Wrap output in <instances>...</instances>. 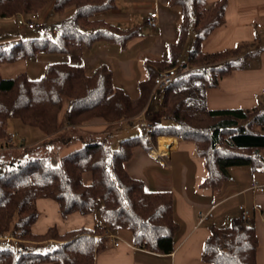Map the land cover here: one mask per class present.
Segmentation results:
<instances>
[{
	"label": "trees",
	"instance_id": "16d2710c",
	"mask_svg": "<svg viewBox=\"0 0 264 264\" xmlns=\"http://www.w3.org/2000/svg\"><path fill=\"white\" fill-rule=\"evenodd\" d=\"M116 2L0 0V19L20 11L39 14L50 4L53 14L60 18L54 26L56 40L21 39L0 46V65L41 55L62 58L48 63L39 78H31L27 73L5 78L0 73V139L8 137L11 119L46 135L98 120L110 125L123 121L130 125L142 123L141 135L122 140L116 149L109 146L106 135L102 141L89 140L82 148L69 152L58 166L44 158L0 165L6 168L0 176V240L14 238L24 251L18 256L17 250H0V263L95 264L97 256L110 247L106 232L120 230L132 234L136 247L161 255L172 254L179 229L173 195L151 192L142 180L126 170L135 150L150 153L157 148L159 137L192 141L208 172L203 186L214 191L230 179V168L249 166L253 171L264 170V103L252 109L210 110L206 106L207 91L217 88L223 77L237 70L238 60L256 43H240L215 53L202 51L203 42L225 24L227 0L213 5L207 0H169V7L181 13L178 37L169 45L166 60L146 64L148 76L138 83L135 100L115 86L114 72L109 66L101 65L87 73L83 66L65 60L74 47L91 48L98 42L124 47L137 35L136 30L122 31L99 17L115 9ZM191 35L194 40L188 48ZM170 69H176L177 77L161 89L160 117H151L153 124L149 123L153 128L147 133L142 113L157 99L160 89H155L156 77ZM153 111L154 108L149 110ZM40 199L56 202L63 218L99 213L102 223L64 234L54 226L43 234H35ZM31 242L50 243L52 250L37 252L26 245ZM259 248L255 227L234 219L230 226L211 228L202 260L210 264H258Z\"/></svg>",
	"mask_w": 264,
	"mask_h": 264
},
{
	"label": "crops",
	"instance_id": "0c3cea01",
	"mask_svg": "<svg viewBox=\"0 0 264 264\" xmlns=\"http://www.w3.org/2000/svg\"><path fill=\"white\" fill-rule=\"evenodd\" d=\"M218 1L207 0L212 5ZM116 3L115 9L104 12L99 17L122 31L136 30L137 35L124 47L106 42H98L91 48L74 47L65 60L83 66L87 73H93L101 65L109 66L113 72L114 68L118 67L123 77L129 80L136 76L135 70L139 69L145 80L148 76L147 63L167 59L165 46L168 44L169 47L178 37L180 10L169 7V0H117ZM153 12L159 15L156 28H151L145 23L146 18ZM225 18V24L214 30L203 42L204 53H215L240 43L254 41L259 42L262 49L245 57L250 60L247 67L226 75L217 88L207 91L206 106L210 110L252 109L264 103V35L255 27L256 23L264 25V0H227ZM1 30L6 32L13 29ZM17 40L18 36L0 39V46ZM145 41L150 45L147 46ZM243 57L244 55L241 59ZM27 61L32 71L40 68L38 61ZM153 100L146 110L149 121L151 113L154 112V117L160 109L158 99ZM151 108H154V111L150 113ZM161 138L158 148L151 150L153 153L136 149L133 158L126 164V170L132 177L142 180L151 192H169L173 195L174 216L179 224L174 252L170 255L150 252L136 247L132 237L129 243L119 240L118 247L111 242L110 247L97 256L95 264H210L202 260V252L211 228L230 226L234 219H239L241 205L246 206L250 212L248 224L255 227L260 242L258 264H264V193L251 189L253 182L264 186V170L253 171L249 166L230 168V179L220 190L214 191L203 186L208 172L205 160L195 152L194 143L168 136V149L161 152ZM262 155L264 156V150ZM200 212H212L213 218L202 221ZM84 218L77 222L79 226L70 230L56 227L60 234H64L75 229L93 228L102 223L93 214L85 215ZM33 232L45 233H37L34 230ZM37 247L39 249L43 246Z\"/></svg>",
	"mask_w": 264,
	"mask_h": 264
},
{
	"label": "rangeland",
	"instance_id": "374dc122",
	"mask_svg": "<svg viewBox=\"0 0 264 264\" xmlns=\"http://www.w3.org/2000/svg\"><path fill=\"white\" fill-rule=\"evenodd\" d=\"M17 7V4H15ZM14 7V8H16ZM53 5L50 4L49 7L44 9L42 12L28 15L25 12L20 11V13L11 16L10 18L0 19V39L6 40L7 38L18 36V40L21 39H33V38H51L53 40L57 39V30L54 27L59 23L60 18L53 14ZM178 13V10H176ZM14 13V12H13ZM11 14V11L10 13ZM37 15L38 21L45 23V29H30L28 23L31 16ZM28 24V25H27ZM48 27V28H47ZM13 29L12 31L3 32L1 29ZM6 36H3V34ZM8 35V36H7ZM194 40V35L190 37V43L188 48L191 47ZM16 41V42H17ZM147 46L150 45L148 41H145ZM173 40L171 43H174ZM168 45V44H167ZM165 46V57H168V46ZM249 48V47H247ZM262 49V46L259 42L255 43L253 49L244 55V57L236 63L235 67L237 70L245 68L249 65L250 60L245 58L248 54H253L255 51ZM36 59V60H35ZM33 59L40 63V70L35 69V72L32 71L28 62L29 61H20L16 63H9L0 65V73L5 78H14L22 73H27L31 78H39L42 76L43 68L49 63L61 60L59 56H50L42 55L39 58ZM115 72V84L116 86L123 87L126 92L131 96L133 100L138 97V83L143 81L145 78L143 73L137 69L135 70L136 76L131 80L123 77V74L119 72V68H114ZM164 72V71H162ZM160 74V73H159ZM159 76V75H158ZM160 89L156 94L158 102L160 105L162 103V92L161 88L156 87L155 89ZM154 100H152L153 102ZM161 109V108H160ZM159 114L152 116L154 120H158L160 117ZM143 124L149 123L148 116L146 112L142 113ZM151 122V121H150ZM152 123V122H151ZM149 123V124H151ZM153 124V123H152ZM151 124V125H152ZM8 137L6 139H0V165L9 164L13 161L19 159H38L44 158L48 159L53 166H58L61 162V158L64 157L69 152L80 149L84 146L85 142L89 140H101L102 137L109 135L108 144L112 149H116L119 146V143L122 140L133 138L141 135L142 133V123L137 121L135 124L130 125L128 123L120 122L117 124H107L101 121H94L86 123L81 127H63V129L54 134L46 135L44 132L37 128H32L24 125L18 119H11L8 122ZM168 137V136H162ZM99 138V139H98ZM160 138V137H159ZM159 138L157 140V148L159 143ZM191 143V142H188ZM193 145V144H192ZM152 152V151H151ZM153 153V152H152ZM6 168L0 167V176L5 173ZM37 207L40 210V218L38 223L34 226V231L37 233H43L51 226H58L63 230H70L76 228L77 222L82 221L84 216L80 214H74L75 216H70L68 218H63L58 212V206L54 201L50 200H38ZM94 217H97L98 220H101L99 213L93 214ZM83 217V218H81ZM82 219V220H81ZM97 224V223H96ZM119 240L123 243H129L132 235L128 230H120L116 232ZM111 241V240H110ZM26 243V242H24ZM50 243L44 242H31L26 245L32 246L33 250L37 252L47 253L52 250V247L49 246ZM37 246H43L37 249ZM20 244L14 238H4L0 240V250L11 249L17 250L20 249ZM18 255V254H17ZM19 256V255H18ZM3 264V263H0ZM41 264H54V263H41Z\"/></svg>",
	"mask_w": 264,
	"mask_h": 264
},
{
	"label": "built area",
	"instance_id": "2783aa9c",
	"mask_svg": "<svg viewBox=\"0 0 264 264\" xmlns=\"http://www.w3.org/2000/svg\"><path fill=\"white\" fill-rule=\"evenodd\" d=\"M158 18H159L158 13L157 12H153V13L149 14V16L146 18L145 23H146L147 26H149L151 28H156L158 26ZM28 23H30L29 24V28L32 29V30H34V29H44L45 28V23L41 22V21H38L37 15L31 16L30 21ZM255 27H256V29L258 30L259 33L264 35V25L263 24L256 23ZM176 77H177L176 69H170V70L161 72L159 74V76H157L156 79H155V85H156V87L163 89V88L171 85L174 82V80L176 79ZM144 125H145L147 133L151 132L153 126L151 124H149V123H145ZM251 189L253 191H258L259 193H264V186L258 184L257 182H253L252 183ZM239 212H240L239 220L242 223H248L249 222L250 212L247 209V207L244 206V205H241L239 207ZM199 216H200L202 221H207V220H210V219L213 218V213L212 212H208V213L200 212ZM106 234H108V236H109L111 242L113 243V245L115 247H118L119 244H120L118 236L115 233L111 232V231H107ZM17 254L19 256H21V255L24 254V251L22 249H18Z\"/></svg>",
	"mask_w": 264,
	"mask_h": 264
},
{
	"label": "bare ground",
	"instance_id": "6f19581e",
	"mask_svg": "<svg viewBox=\"0 0 264 264\" xmlns=\"http://www.w3.org/2000/svg\"><path fill=\"white\" fill-rule=\"evenodd\" d=\"M168 146H169V141H168V138L166 137H162L160 139V151L161 152H164L168 149Z\"/></svg>",
	"mask_w": 264,
	"mask_h": 264
}]
</instances>
